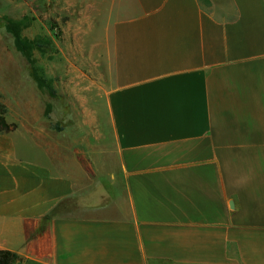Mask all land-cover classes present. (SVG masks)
<instances>
[{"label":"crops","instance_id":"crops-1","mask_svg":"<svg viewBox=\"0 0 264 264\" xmlns=\"http://www.w3.org/2000/svg\"><path fill=\"white\" fill-rule=\"evenodd\" d=\"M112 3L109 144L18 118L0 143V249L12 264H264V0Z\"/></svg>","mask_w":264,"mask_h":264},{"label":"rangeland","instance_id":"rangeland-1","mask_svg":"<svg viewBox=\"0 0 264 264\" xmlns=\"http://www.w3.org/2000/svg\"><path fill=\"white\" fill-rule=\"evenodd\" d=\"M205 1L217 15L232 12L229 4L225 7L228 0H216L217 6ZM112 4V0H0V101L7 107V123L14 125L0 132V143L8 145L6 137L11 136L17 119L29 115L57 123L89 149L108 146L105 94L111 78ZM8 21L19 22L22 36L30 40L49 38V46L44 51L34 47L31 57L40 74L51 79L55 97L31 79L29 61L5 28ZM47 103H51L49 117L44 115ZM106 163L110 166L103 171H117L113 160Z\"/></svg>","mask_w":264,"mask_h":264},{"label":"trees","instance_id":"trees-1","mask_svg":"<svg viewBox=\"0 0 264 264\" xmlns=\"http://www.w3.org/2000/svg\"><path fill=\"white\" fill-rule=\"evenodd\" d=\"M5 28L10 32L15 40L16 48L26 56L30 64V77L35 82V84L42 90H45L49 96L55 97L57 95L55 88L52 85L51 79L44 77L38 69L36 68L34 61L31 57L32 50L34 47L41 51H44L47 46H49V38L47 36H37L35 39L30 40L21 34L20 23L16 21H8L5 24ZM51 110V103H47L44 115L49 117V112ZM7 107L0 101V132L7 131L11 128L9 123L6 121ZM20 256L11 250L0 249V264H12L14 261L19 259Z\"/></svg>","mask_w":264,"mask_h":264}]
</instances>
